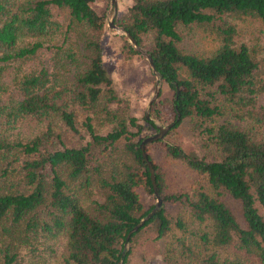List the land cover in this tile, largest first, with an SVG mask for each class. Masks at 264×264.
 <instances>
[{
	"label": "trees",
	"instance_id": "16d2710c",
	"mask_svg": "<svg viewBox=\"0 0 264 264\" xmlns=\"http://www.w3.org/2000/svg\"><path fill=\"white\" fill-rule=\"evenodd\" d=\"M94 1L0 0V264H127L142 237L168 263L264 264V37L240 32L264 35V0L118 9L172 91L177 135L145 143L162 202L128 239L155 203L140 141L163 100L140 119L118 93Z\"/></svg>",
	"mask_w": 264,
	"mask_h": 264
},
{
	"label": "rangeland",
	"instance_id": "374dc122",
	"mask_svg": "<svg viewBox=\"0 0 264 264\" xmlns=\"http://www.w3.org/2000/svg\"><path fill=\"white\" fill-rule=\"evenodd\" d=\"M125 4V0H117V10L115 15L112 16L113 7H109L110 0H95L93 2V6L98 11L105 13L106 29L101 39L104 50V63L113 79L118 93L130 102L131 111L137 117L142 119L146 114L148 102L155 89L156 75L152 71L148 60L141 52L137 50V53L129 54L122 51L120 35L124 36V34L118 28L112 27L108 24L109 20L113 19L115 25H119L115 22V18L118 14V9L119 12L125 10ZM240 32L241 37L248 40L250 43L254 41H262L264 37L260 25L254 22L243 23ZM140 46L146 49L144 46ZM157 98H161L163 102L160 107L159 116L154 118V122L156 125H166L170 123L173 117V112L170 107L172 91L167 85L163 84L162 80L160 90L155 99ZM262 102H264V99ZM147 118H151L150 109ZM187 127V125H184L179 129L181 132V138L179 141L184 144V148L188 152L194 153L198 151V148L193 142ZM156 131L157 130L152 131L150 134ZM163 138L176 140L177 135L174 130H171ZM153 153L158 155V149L153 148ZM191 224L194 230L200 228L198 225L189 222V226H191ZM189 239L193 243L194 248L198 250V240L194 233L189 235ZM158 252H160L159 244H154L150 240H146L142 237L138 244H135L133 247L127 264H179V261L182 259L179 257L178 260H173L171 263H168L163 261L162 255Z\"/></svg>",
	"mask_w": 264,
	"mask_h": 264
},
{
	"label": "water",
	"instance_id": "95a60500",
	"mask_svg": "<svg viewBox=\"0 0 264 264\" xmlns=\"http://www.w3.org/2000/svg\"><path fill=\"white\" fill-rule=\"evenodd\" d=\"M109 7L110 8L113 7V9H112V16H114L115 13H116V10H117V0H110ZM108 24L110 26H112V27H115V28H118L119 30H121V32L124 34V36L126 37V39L131 43V45L136 50H138L139 52H141L146 57V59L148 60L149 65H150L152 71L156 75L155 89H154V92H153L152 97L150 98V100L148 102V106H147V110H146V114H145V116L148 117L149 116V109L151 107V104L155 100V98L157 97L158 92L160 90L162 78H161L160 74L157 72V70L155 68V65L153 63L152 56L146 51V49H144L143 47H141L138 44L137 40L133 37V35H131V33L129 31L123 29L122 26L115 25V23L113 22V19H110L109 22H108ZM171 126H172V123L171 122L168 123V124H166V125L159 124V125H157L158 129H157L156 132H154L152 134H149V135L143 137L142 140L140 141V148L142 150V155H143L144 159H146V162H147V165H148L150 180H151V183H152V187H153V190H154V194H155L156 200H155L154 206L149 210V212L146 215H144L142 218H140L139 221L137 223H135L129 229V231L126 234V239H128L129 236H130V234L133 231H135L136 229H138L144 223V221L146 219H148L149 217H151L156 212V210L158 209V207L161 205L162 198H161V196L159 194V191L157 189V184H156V179H155V171H154V167H153L152 161L148 158L147 152L145 151V143L150 142V141H153V140H157V139H162L164 137V135L166 134L167 130ZM120 263L121 262L119 261L118 264H120Z\"/></svg>",
	"mask_w": 264,
	"mask_h": 264
}]
</instances>
